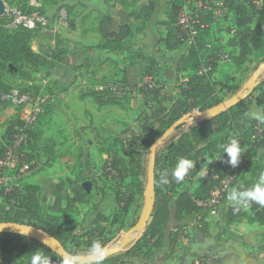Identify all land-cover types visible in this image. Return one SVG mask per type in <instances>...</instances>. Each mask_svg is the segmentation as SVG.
<instances>
[{
    "label": "trees",
    "instance_id": "trees-1",
    "mask_svg": "<svg viewBox=\"0 0 264 264\" xmlns=\"http://www.w3.org/2000/svg\"><path fill=\"white\" fill-rule=\"evenodd\" d=\"M20 1V4L26 3V0ZM47 1L41 0L42 4L39 8L23 5L31 12L38 11L51 19L44 10V6L56 5L55 1L57 0L50 4ZM105 2L108 3V0ZM223 3L226 10L234 14L233 29L236 32L231 36L229 46L238 48L235 64L242 67L252 56L257 60L256 65L246 69V71L250 70L249 76H251L264 61V27H262L264 4L260 7L254 0H223ZM180 6V0L172 1L170 29L158 43L163 44L168 50H173L184 44L179 38L177 26ZM61 8H65V6H60L56 15ZM140 10L142 14L130 22H115L112 15H105L99 26L102 40L96 48L113 53L124 51L123 43L136 35L141 22H147L156 16L158 3L155 0H148L147 4L140 7ZM8 22L9 19L6 16L0 17V108L10 105L9 102L1 99L2 94L11 90L5 82V73L27 75L26 68L29 71L44 68L49 63L48 57L43 51H34L32 48V42L37 32L25 29L11 30L7 27ZM254 23L256 24L255 28H252L251 25ZM208 33L209 31L201 33L196 43L192 44L188 55L180 58L179 64L176 66L177 75L180 72H188L185 84L170 94L162 93L163 85L154 89H150L148 86L140 87V93L145 101L139 117L129 125L121 136L115 138L111 145L100 150L102 154L108 156V169L120 177L121 183H124L129 177L138 181L134 193L117 195L116 203L118 209L120 208L119 212L112 217L101 212L95 213L86 229L71 227L68 225L69 223L65 226L62 223L64 213L72 212L78 205L90 204L93 201V195L87 193L83 187L84 180L76 179L56 185L53 203L45 210L40 200L41 187L37 184L22 183L20 179L17 182L18 186H12L8 192H5L4 189L0 190V222L43 229L59 240L65 249L73 255L92 254L111 241L113 237L110 236L123 229L122 220L129 212L136 197H139L140 208L143 207V193L149 164L148 151L153 143L183 116L222 103L236 94L245 84V82L240 84L236 79H232L224 87H218L211 79L213 71L205 75L199 74L201 66L209 60V56L205 53ZM11 65L15 66L17 71H14L10 67ZM258 82L259 85L252 95L227 112L200 123L186 122L171 134L168 140L157 149L155 205L146 233L132 249L114 254L97 263L88 264H167L169 261L172 264H186L188 253L180 254L171 247L173 244L175 245L178 238L187 236L185 228H189L190 224L194 226L195 230H198L201 238L208 244L203 252L189 255L193 259L190 264H194L196 259L203 258L210 259L213 264H258L257 258H243L235 249L223 248L220 239L231 226L245 221L264 226V206L255 202L249 203L247 207L227 206L226 197L230 191H225L220 202L218 222L211 223L195 215L198 202L207 201L212 192L220 188L233 172L234 167L227 162L228 157L223 152V145H227L230 140L235 139L241 148L249 147L250 151L254 153L253 157H256L260 150H263L264 154V141L258 138L257 132V125L263 121L262 119L259 121L260 119L256 117L253 124L242 134L226 135L252 110L254 102L264 109V71ZM89 96L93 97L99 106L118 104L116 96L108 90H98ZM23 127L24 123L20 120L17 112L16 117L7 122L3 139L8 142ZM41 136L42 132L36 126L30 131V139L24 153L25 157L29 158L28 162L34 157L26 154H32ZM114 147H118V151H113ZM28 149L31 150L30 153H28ZM41 150L47 156L44 164L50 165L53 146L46 145ZM1 153L2 148L0 147V155ZM213 155L216 158L207 169H204L203 158ZM181 158L193 161L196 167L189 170L184 181L177 183L171 176V170L176 167ZM42 168L40 165L34 164L26 170L35 174ZM165 170L169 171V183L161 185L160 175ZM202 170L205 171L204 176L199 175ZM258 170L261 168L259 167ZM259 174L252 171L249 177L234 182L231 190L235 188L238 191H247L256 182ZM189 180L197 185L193 191L184 189ZM139 217L140 211L135 215V222ZM170 224H173L176 232H168L171 247L163 253L164 239ZM94 244H96L95 248L92 247ZM37 250H43L48 254L51 257V264H68L50 248L35 239L16 234L0 235V264H31L32 254ZM139 257L142 258L141 261L133 260V258Z\"/></svg>",
    "mask_w": 264,
    "mask_h": 264
},
{
    "label": "rangeland",
    "instance_id": "rangeland-1",
    "mask_svg": "<svg viewBox=\"0 0 264 264\" xmlns=\"http://www.w3.org/2000/svg\"><path fill=\"white\" fill-rule=\"evenodd\" d=\"M7 1L12 5H18L21 2L20 0ZM53 1L48 0L47 2L50 4ZM64 1H55L58 4L54 8L56 9L55 11L63 5ZM131 1L132 3L127 5L124 0H121V4L128 13L134 15L139 10L137 5L133 4L135 0ZM157 1L160 3L158 4L156 16L152 18V21L156 20V28L159 30L163 27L164 22H169L170 20L171 3L173 0ZM254 1L260 7L264 4V0ZM50 17L53 20L52 15ZM222 18L212 25L208 33L209 35L206 37V45L211 43L214 47H220V49L229 51L231 53V60L215 65L212 68L211 79L218 87H224L232 79H236L240 84L244 82L246 84L253 75L249 76L250 70L246 71V69L256 65L257 60L252 56L242 67L235 64V56L237 54L234 52V47L229 46L231 31L234 27V14L227 11L225 17ZM74 22H77L76 19H71L69 27L60 28V34H54L57 42L56 48L49 46L48 40L51 39V34L48 32H51V29L35 34L38 40L35 42L34 39L32 42L34 51H39L37 47L40 40L48 41L41 46L43 53L48 57V65L44 68L30 71L26 68L27 75L5 73V82L12 89L15 87H25L26 83L31 80L40 82L44 79H50L48 91L51 98L45 106V114L35 125L42 132V136L39 143L34 147L32 154H26L33 155L34 158L28 162L29 158H26L24 155L20 159L19 165L20 168L24 169V172L20 174L18 180L21 179L22 183L37 184L41 187L40 200L45 210L53 203V193L55 192L56 185L65 181H75L76 179H82L84 180L83 183H89L90 194L93 195L92 203L78 205L74 211L64 213L62 221L65 226L69 223L68 225L71 227L86 229L95 213L101 212L104 215L110 216L119 212L120 208L118 209L116 203L117 195L135 192L138 181L129 177L124 183H121L120 177L115 173H111L108 169V156L102 154L100 150L111 145L115 136L124 132L129 125L135 122L143 105L140 101H144L139 95L138 89L150 84L160 87L162 83L160 79L151 78L145 65L138 66L136 65V61L133 60L138 53H144L146 56V58L142 56V62L147 60V56L149 57L148 42H143L144 39L138 37L127 39L123 43L124 51L122 52L97 54L95 52L96 48L92 47L89 50H85L88 58L79 53L77 58L72 60L70 55L72 53L69 48L71 47L70 40L64 38L63 35L72 29V23ZM255 25L254 23L251 27L255 28ZM262 27H264V24ZM43 34L45 35L44 37ZM187 45L188 43L185 42L184 46L178 50L170 52V54L165 53L164 60L174 61L176 63L175 66H178L182 54H185L188 50ZM157 46L158 44L154 47L155 52L157 51L162 55L163 48ZM58 53L61 54L58 55ZM205 53L208 55V49H205ZM89 56L92 57L89 58ZM86 61L88 63L82 65ZM13 68L14 71H17L15 66ZM127 69L131 70L130 78H138V84H141V86L131 87L127 82L125 83L129 85L130 91L126 88L127 94L124 97L116 96V99L122 103V108L112 107L108 111L101 109L95 115L96 106L90 104L88 108L85 106V112H83V107L79 100H85L91 93L98 91L100 86H107L110 83L122 86L124 80H120L118 77H121V73L126 72ZM247 77L249 78L246 81ZM185 78L186 74H180L177 77V87L170 83L167 91L170 92L172 89L179 88V83ZM78 81L79 84L76 85ZM256 114L259 115V121L263 120L257 125V132L258 138L264 141V109L257 106L255 102L252 105V110L240 122L236 123L233 130L226 135L231 133L235 135L242 134L253 124L254 119L257 117ZM16 115L17 111L11 105L0 108V135H4L7 122L14 119ZM46 145L53 146L50 165L44 164L47 156L41 150ZM241 149L240 163L237 167H234L231 176L220 187L222 194L225 191H231V186L234 182L239 181L241 178L249 177L252 171L256 173L264 172L263 150H260V153L256 157H253L254 153L250 151L249 147L243 146ZM115 150L118 151V147H114L113 151ZM30 151L28 149V153ZM215 158V155L203 158V168L207 169ZM34 164L43 167L42 170L35 174L25 170V167L28 168ZM259 167L261 170H258ZM10 181L12 182V180ZM193 186L194 183L189 180L185 184L184 189L192 191ZM221 198H223V195ZM139 202L135 199L128 215H132L139 210ZM227 206L239 205H234L228 201ZM212 210L213 207L210 205L198 206L195 215L211 223L218 222L219 219L212 213ZM123 227L127 226L123 225ZM170 227H172V224H170ZM188 227L187 236L181 237L180 240L178 239L175 249L180 254L188 253L187 263L190 264L193 259L189 255L203 252L208 247V244L201 238L198 230L194 229V226L190 224ZM116 234L110 237L112 238ZM220 242L224 246L223 248H233L243 258L251 257L258 259L259 255L264 254V226L250 224L246 221L235 224L226 231V234L222 235Z\"/></svg>",
    "mask_w": 264,
    "mask_h": 264
},
{
    "label": "built area",
    "instance_id": "built-area-1",
    "mask_svg": "<svg viewBox=\"0 0 264 264\" xmlns=\"http://www.w3.org/2000/svg\"><path fill=\"white\" fill-rule=\"evenodd\" d=\"M181 6L177 15V26L179 38L185 43L194 44L197 38L204 31H210L214 23L223 19L227 12L223 0H180ZM256 3V1H255ZM6 16L9 19L7 27L11 30L25 29L31 32H44L51 29L54 34L60 28H67L70 25L71 17L65 8L58 10L54 20L38 11H29L23 4L12 5L7 0H0V17ZM232 29L231 36L235 34ZM209 60L201 66L200 75L208 74L212 68L222 62L231 60V53L207 44ZM50 79L43 81H29L25 87L12 88L8 93L2 94L1 99L9 102L19 113L20 120L24 127L15 133L7 142L0 135V190L8 192L12 186H18V178L24 172L20 168L19 161L24 156L25 148L30 139V131L34 129L41 115L45 113V106L48 104L51 95L48 91ZM154 89L153 84L148 85ZM99 91L108 90L111 94L124 97L127 89L114 83L107 86H100ZM12 180V182L10 181ZM13 180H15L13 182ZM221 188L212 192L211 197L204 202H198V206L210 205L213 207L212 213L218 214L221 207ZM200 217V216H198ZM201 218V217H200ZM195 225V224H193ZM194 264H213L210 259H196ZM258 264H264V254L258 256Z\"/></svg>",
    "mask_w": 264,
    "mask_h": 264
},
{
    "label": "crops",
    "instance_id": "crops-1",
    "mask_svg": "<svg viewBox=\"0 0 264 264\" xmlns=\"http://www.w3.org/2000/svg\"><path fill=\"white\" fill-rule=\"evenodd\" d=\"M125 3L127 5L131 4L132 1L131 0H124ZM148 0H135V2H133V4L137 5V8L139 10V12L135 13L134 15L131 13H128L127 10H125V8H123V5L121 4V0H108V3L105 2V0H65L62 4L63 6H65V8L68 10L69 15L71 17V19H76V23H72V29L65 33L64 38H66L67 40H70V44L71 47V59H76L77 56L79 55V53L85 57L88 58V56H86L85 54V50H89L90 48L94 47L96 48L97 45H99V43H101L102 37H101V33L99 30V26L100 23L103 19V17L107 14H110L114 17V21L115 22H130V20L136 19L135 17H139L142 12L140 10V7L142 5L147 4ZM156 2L159 4L160 2L156 0ZM25 4L27 7H31V8H39L41 7V0H39L38 2L36 1H28L26 0V3H22ZM56 7V5H46L44 6V10L46 12H48L47 14L49 16L52 15V18H54V16L56 15V9H54ZM50 12V13H49ZM140 21L141 18H140ZM160 22V21H159ZM140 23V22H139ZM75 26V27H74ZM163 27L161 29L158 30V28H156V20L152 21L148 20L147 22L142 21L141 24L139 25V27L137 28V32L136 35L133 37H138L140 39H144L143 42H148V46H149V57L147 56V60L145 62H142V56H145L144 53H138L135 57H134V61H136V65H145L146 70L149 71L150 76L152 79H160L162 85H163V91L162 93L164 94H170L173 92H176L178 90V88L176 89H172L170 92L167 91V88L169 87L170 83H172V85H174L175 87H177L178 83H177V77L184 73L186 74V78L184 80H182L181 83H179V87L181 85H184L186 80H187V74L188 72H180L178 75L176 74V66H175V62L174 61H165L164 60V55L165 53H169L170 52H174L176 50H178L180 47H183V45L178 46L177 48L173 49V50H168L163 44H158L160 41L161 37L166 36L168 30L170 29V22H164V24L162 25ZM78 27V28H77ZM160 27V26H159ZM43 33V32H42ZM51 34V39H49V46L51 48H56V36H54L53 32H48ZM46 34V33H44ZM43 34V37L45 36ZM58 34H60V32H58ZM42 37V36H41ZM35 42H37L38 38L37 36L34 38ZM132 39V38H129ZM46 40V39H45ZM46 41L40 40L39 41V46H35L39 49V51H42L41 46L46 44ZM126 41V40H125ZM158 44L157 47H162L163 48V53L161 55V53L159 52H155V46ZM188 50L187 52H185V54H182V57H186L190 51V48L192 47V44L188 43L187 45ZM234 52L237 54L238 53V48L234 47ZM95 52L97 54L100 53H109V54H113V52H110L108 50H98L96 48ZM75 53V54H73ZM108 54V55H109ZM143 54V55H142ZM92 56H89V58H91ZM146 58V56H145ZM138 61H141L138 63ZM174 62V63H173ZM88 62L86 61L83 64H87ZM77 66V65H75ZM148 66V67H147ZM130 73L131 70L127 69L126 72L121 73V77L119 76L118 78H120V80H124L123 82V87L127 88L130 91V87L129 85H126L125 83L127 82L128 84L131 85V87H136V86H141V84L139 85L138 83V78H130ZM138 77V76H137ZM141 79V78H140ZM79 84V81L76 82V85ZM138 93L139 95L143 98V100L145 101L143 95L140 93V90L138 89ZM80 103L82 104L83 107V112H85V106L88 105H95L96 109H95V115L98 113V110H110L112 107H119L122 108V103L118 100V104L117 105H106V106H99L95 101L94 98L91 96H88L85 98V100H79ZM144 101H140V103H144ZM15 110V109H14ZM122 110V109H120ZM16 111V110H15ZM123 111V110H122ZM92 112V111H91ZM2 114V112H1ZM140 115V112L138 114V117ZM137 117V118H138ZM136 118V119H137ZM136 121V120H135ZM112 122V121H111ZM123 132L119 133V135L115 136V138L119 137L122 135ZM27 169V167H25V170ZM31 184V183H28ZM196 184H194L192 191L196 188ZM144 190H145V186H144ZM143 197H144V193H143ZM137 201L139 200V197H136ZM135 202V201H134ZM133 202V204H134ZM144 205V202H143ZM132 207V206H131ZM130 207V208H131ZM138 207L141 214V211L143 209L140 208V202L138 203ZM130 211V209H129ZM134 212L132 215H128L129 212L127 213V215L123 218L122 220V227L123 225H126L127 227H123V229H129L130 227H132L133 225H135V215L138 212ZM114 215V214H113ZM113 215H110L109 217H112ZM108 216V215H106ZM215 216H217V219L219 218L218 214H215ZM139 220V219H138ZM129 225V226H128ZM122 230V229H121ZM186 230V235L188 234L187 228H185ZM170 231L176 232V229L173 228V224L172 227H168V231L166 233V238L164 239V245H163V253L169 249V247H171L169 245V233ZM119 232V231H118ZM117 232V233H118ZM185 237V236H184ZM179 240L181 238H178ZM177 239V241H178ZM176 241V243H177ZM175 243V244H176ZM174 248V250L176 252H178L175 249V245H172ZM161 253V254H163ZM179 253V252H178ZM134 261H141L142 258H133ZM167 264H172L171 261L167 262ZM188 264V263H187Z\"/></svg>",
    "mask_w": 264,
    "mask_h": 264
},
{
    "label": "water",
    "instance_id": "water-1",
    "mask_svg": "<svg viewBox=\"0 0 264 264\" xmlns=\"http://www.w3.org/2000/svg\"><path fill=\"white\" fill-rule=\"evenodd\" d=\"M36 1L39 0H28ZM13 70V66H10ZM264 71V61L259 65L255 73L245 86L240 89L231 98L223 101L222 103L208 108L206 110H196L180 118L173 125H171L150 147L148 151L149 164L148 175L144 190V205L141 211L139 220L129 229L120 230L103 248L89 254V255H73L69 253L59 240L47 233L43 229L22 225L16 223H3L0 222V235L1 234H16L35 239L53 252L59 255L68 264H88L97 263L100 260L106 259L114 254L123 253L132 249L144 236L147 231L148 223L151 218L154 205H155V160L157 149L161 147L171 136V134L182 124L186 122L200 123L208 118L216 117L223 114L235 107L239 103L246 100L255 88L259 85L258 79ZM84 189L90 193V184L83 183ZM129 244V245H128Z\"/></svg>",
    "mask_w": 264,
    "mask_h": 264
},
{
    "label": "clouds",
    "instance_id": "clouds-1",
    "mask_svg": "<svg viewBox=\"0 0 264 264\" xmlns=\"http://www.w3.org/2000/svg\"><path fill=\"white\" fill-rule=\"evenodd\" d=\"M257 118H259V115ZM223 152L227 155L228 160L227 162L232 167H237L240 163V158L242 155V149L239 145V142L235 139L229 141L227 145H223ZM196 165L193 161L181 158L178 160L176 167L171 170L172 178L177 182L180 183L184 181L185 177L189 174V170L195 168ZM200 176L205 175V171L202 170L199 173ZM169 171L165 170L160 175V184L166 185L169 183ZM226 199L229 202H232L234 205L244 206L251 202H255L264 206V172H261L253 184V186L248 189L247 191H238L237 189L233 188L227 195ZM93 248L96 247V244L92 246ZM31 264H51V257L46 254L43 250H37L32 254L31 257Z\"/></svg>",
    "mask_w": 264,
    "mask_h": 264
},
{
    "label": "flooded vegetation",
    "instance_id": "flooded-vegetation-1",
    "mask_svg": "<svg viewBox=\"0 0 264 264\" xmlns=\"http://www.w3.org/2000/svg\"><path fill=\"white\" fill-rule=\"evenodd\" d=\"M129 245V244H128Z\"/></svg>",
    "mask_w": 264,
    "mask_h": 264
}]
</instances>
